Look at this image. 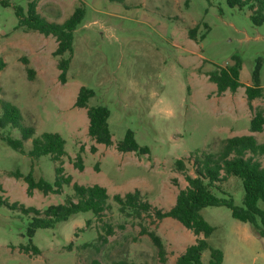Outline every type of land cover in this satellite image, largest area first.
Segmentation results:
<instances>
[{"label":"rangeland","instance_id":"obj_1","mask_svg":"<svg viewBox=\"0 0 264 264\" xmlns=\"http://www.w3.org/2000/svg\"><path fill=\"white\" fill-rule=\"evenodd\" d=\"M31 2L50 23L65 22L78 7L85 10L74 32L66 83L59 80L56 38L20 26L16 9L25 16ZM251 15L248 6L230 7L226 0H0V61L5 63L0 71V120L4 102L19 109L22 126L34 127L36 137L60 134L66 141L64 173L72 177L61 193L46 195L36 189L28 195L27 183L16 172L27 176L32 171L36 181L53 184L56 163L50 155L32 158L31 140L23 142L24 152L13 149L6 138L22 139V132L0 122V196L43 215L50 206L74 197L75 183L102 186L109 195L102 214L78 213L37 229L32 238L34 214L0 204V264H177L195 243L193 232L172 217L157 219L153 211L141 218L122 213L114 196L140 190L166 212L188 185L177 160L195 176L194 159L217 154L228 138L254 135L264 143V129L251 130L255 111L264 108V96L251 101L250 108L245 94L257 65L264 89V23L255 24ZM193 30L196 39L189 35ZM234 56L242 61L243 86L218 95L207 74L233 64ZM83 86L95 91L89 105L110 110L112 146L89 136L87 111L75 107ZM129 130L141 146L150 148L149 154L117 150ZM81 147L83 171L74 167ZM254 158L264 166V155ZM222 187L243 206L241 180L230 178ZM259 206L264 209V202ZM201 213L215 228L208 242L223 251L222 264H264V238L251 224L233 218L224 206H208ZM151 232L163 243L165 261ZM210 259V251H204L202 262Z\"/></svg>","mask_w":264,"mask_h":264},{"label":"trees","instance_id":"obj_2","mask_svg":"<svg viewBox=\"0 0 264 264\" xmlns=\"http://www.w3.org/2000/svg\"><path fill=\"white\" fill-rule=\"evenodd\" d=\"M121 1V0H112ZM230 7L248 8L252 11L251 18L255 24L264 23V0H226ZM16 14L19 17L20 26L28 30L38 31L45 36H53L57 41L55 56H60L58 69L60 71L59 80L62 83L67 81V73L70 68L74 54L73 38L74 32L85 16L83 7H78L72 16L63 23H50L43 18L36 8V2H31L28 7V14L23 15L22 9L17 8ZM195 30L189 33L192 39H196ZM68 53L69 57L63 58ZM234 63L217 67L208 72V78L216 84L217 94L222 95L227 91L236 92L243 86L240 80L242 61L239 57H233ZM27 64V60L25 59ZM5 63L0 61V71ZM31 75L33 70L29 69ZM245 94L252 108L251 101L264 96V89L260 85V67L257 65L253 73V85L245 86ZM95 96V91L88 87H81L77 96L75 107L84 108L89 119V136L97 143L106 147L113 145L112 133L109 127L110 110L104 105H89L91 98ZM4 114L1 117L3 126L20 128L22 139L6 138V142L13 149L24 152V141H32V150L29 155L38 159L44 155H50L56 163V181L52 184L43 179L36 181L33 172L23 176L16 172L17 177H23L27 183V194L33 195L34 190H39L44 194L61 193L64 185L72 184V177L66 176L63 167V157L66 156V141L58 133H43L36 137L34 127L22 126L21 113L15 106L2 102ZM264 129V108L255 111L251 121L252 132H262ZM117 150L123 153L135 152L149 154L148 146H141L135 133L129 130L124 139L117 143ZM97 151L96 147L92 152ZM84 147L80 148L74 161V167L80 171L84 170V159L82 153ZM264 155V143H259L254 135L234 136L226 139L217 154L203 153L194 159L195 176L187 173L185 162L177 160L176 166L179 172L183 173L188 183L182 189L175 205L168 211L162 212L146 200L140 190H134L124 196L115 195L114 201L119 205L122 213L141 218L144 214L155 213L157 219L172 217L178 220L185 228L192 231L197 237L194 244L190 245L186 251L178 258L177 264H204L202 254L209 250L211 259L207 264H222L224 253L218 248H214L208 242V238L213 234L215 228L203 217L201 211L205 207L224 206L230 209L233 218L251 224L258 236L264 238V209L259 206L264 202V166L256 160L255 156ZM99 170V169H97ZM230 178L241 180L244 188L243 206L235 203L232 194L223 190V183ZM74 197L66 198L65 203L58 206H50L42 215L35 208H25L18 203H10L0 196V204H6L12 209H21L25 213H33V221L29 228V236L33 237L37 229L49 228L56 223L66 221L70 217L81 212H93L96 215L102 214L108 207L109 195L107 190L99 185L81 186L72 185ZM216 193H222L226 197H218ZM75 198L77 201H75ZM165 261V249L159 236L154 233L149 234ZM202 236V237H200ZM118 264H137L130 262H120Z\"/></svg>","mask_w":264,"mask_h":264}]
</instances>
